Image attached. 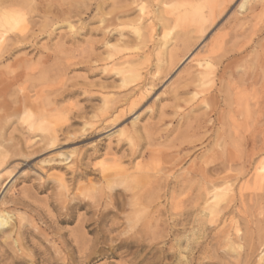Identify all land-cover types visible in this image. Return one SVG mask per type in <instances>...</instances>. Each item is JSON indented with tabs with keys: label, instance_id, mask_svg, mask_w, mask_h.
Wrapping results in <instances>:
<instances>
[{
	"label": "rangeland",
	"instance_id": "rangeland-1",
	"mask_svg": "<svg viewBox=\"0 0 264 264\" xmlns=\"http://www.w3.org/2000/svg\"><path fill=\"white\" fill-rule=\"evenodd\" d=\"M2 12L0 264H264V0Z\"/></svg>",
	"mask_w": 264,
	"mask_h": 264
},
{
	"label": "bare ground",
	"instance_id": "bare-ground-1",
	"mask_svg": "<svg viewBox=\"0 0 264 264\" xmlns=\"http://www.w3.org/2000/svg\"><path fill=\"white\" fill-rule=\"evenodd\" d=\"M244 5V4H243ZM243 5L241 6V8L243 7ZM20 19H18V17L14 16L13 14H7V13H4L2 12L1 15H0V28H3V29H8V28H13L15 27L16 25H18L20 23ZM212 21V20H211ZM2 36V35H1ZM1 38V37H0ZM1 44V43H0ZM191 55H189L188 57H185L181 62L180 64H182L183 62H185L186 60L189 59ZM26 122L28 124H30V127H32L34 125V121L32 119H28L26 120ZM2 145V144H1ZM3 146V145H2ZM238 148V147H237ZM7 155L10 154L9 151L5 148L4 150ZM9 179H7L8 181ZM6 181V182H7ZM212 192V191H211ZM214 193V192H213ZM213 199H218L219 197V194L216 193L214 195H212ZM138 219V218H137ZM9 220H10V216L8 213H5V212H1L0 211V228L6 226L9 224Z\"/></svg>",
	"mask_w": 264,
	"mask_h": 264
}]
</instances>
